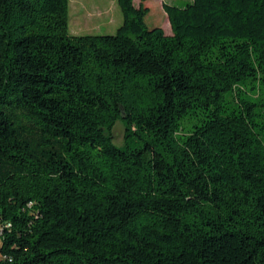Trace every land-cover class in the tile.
Wrapping results in <instances>:
<instances>
[{"label":"trees","instance_id":"16d2710c","mask_svg":"<svg viewBox=\"0 0 264 264\" xmlns=\"http://www.w3.org/2000/svg\"><path fill=\"white\" fill-rule=\"evenodd\" d=\"M113 1L0 0V264H264V0Z\"/></svg>","mask_w":264,"mask_h":264},{"label":"rangeland","instance_id":"374dc122","mask_svg":"<svg viewBox=\"0 0 264 264\" xmlns=\"http://www.w3.org/2000/svg\"><path fill=\"white\" fill-rule=\"evenodd\" d=\"M192 2L193 0H165L168 5L179 8H185ZM134 4L136 7H150L145 19L149 29L159 27L170 34L169 19L161 6V0H134ZM69 17V33L72 36L115 35L124 21L118 3L112 0H70ZM124 136L125 126L118 121L113 129L114 144L122 146Z\"/></svg>","mask_w":264,"mask_h":264},{"label":"crops","instance_id":"0c3cea01","mask_svg":"<svg viewBox=\"0 0 264 264\" xmlns=\"http://www.w3.org/2000/svg\"><path fill=\"white\" fill-rule=\"evenodd\" d=\"M112 1H113V0H112ZM142 2H143V1H142ZM142 2H141V3H142ZM112 3H113V2H112ZM164 3H165V0H161V6H162V8H163V4H164ZM112 5H113V4H112ZM138 7H139V6H138ZM145 7H146V6H145ZM147 8H150V7L147 6ZM167 22H168V21H167ZM109 24H110V23H109ZM109 24L106 25V27L109 26ZM168 24H169V30H168V32L171 33V25H170V22H168ZM106 27H105V28H106ZM164 31H165V33H166L167 35H170V34H168V33L166 32V30H164Z\"/></svg>","mask_w":264,"mask_h":264}]
</instances>
